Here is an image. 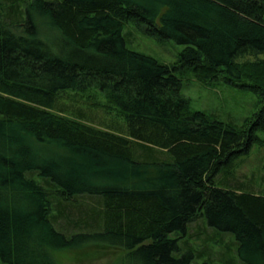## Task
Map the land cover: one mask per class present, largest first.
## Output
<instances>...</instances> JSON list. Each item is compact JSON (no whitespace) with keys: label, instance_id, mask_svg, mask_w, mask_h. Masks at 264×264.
Returning a JSON list of instances; mask_svg holds the SVG:
<instances>
[{"label":"trees","instance_id":"trees-1","mask_svg":"<svg viewBox=\"0 0 264 264\" xmlns=\"http://www.w3.org/2000/svg\"><path fill=\"white\" fill-rule=\"evenodd\" d=\"M132 20L183 44L177 60L130 49ZM223 72L258 96L241 123L182 91L184 76L212 86ZM91 88L106 100L91 109L123 128L59 103ZM256 145L264 0H0V263L58 264V251L101 244L126 264H264V193L234 169ZM199 218L235 236L236 258L172 237Z\"/></svg>","mask_w":264,"mask_h":264},{"label":"rangeland","instance_id":"rangeland-1","mask_svg":"<svg viewBox=\"0 0 264 264\" xmlns=\"http://www.w3.org/2000/svg\"><path fill=\"white\" fill-rule=\"evenodd\" d=\"M123 34L130 49L168 64L175 62L185 47L173 39L151 35L147 31L145 23L134 20L125 23ZM230 76L235 78L231 73L223 72L219 81H216L212 86H205L191 76H184L182 91L190 98L192 109L215 114L225 121L235 123H241L245 117L257 111V94L239 85H230L226 81V77ZM235 81L237 84L247 83L245 80L235 79ZM94 100L106 102L100 91L91 88L80 92L71 90L63 92L59 103L65 104L66 108L71 109L69 113L73 110L72 106L87 108L86 110L90 112L93 120L104 126L109 124L122 126V128L125 126L123 119L117 117L114 110L107 112L103 108L91 109V106L93 107L91 102ZM235 163L236 176L249 182L255 191L264 193V146H254L248 155L241 156ZM89 200L94 202L95 199ZM70 212L72 217L77 216L75 210ZM204 219L199 218L190 223L187 233L173 234L172 237L179 235V242L182 246L187 240L193 242V245L200 249L206 246L211 257L215 260L236 258L235 236L211 228ZM126 254L127 251L122 248L88 244L70 250L58 251L55 258L58 264H126ZM199 263L201 261H198Z\"/></svg>","mask_w":264,"mask_h":264}]
</instances>
